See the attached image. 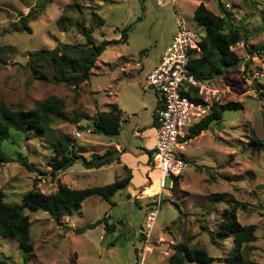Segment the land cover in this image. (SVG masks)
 I'll return each instance as SVG.
<instances>
[{"label":"rangeland","instance_id":"1","mask_svg":"<svg viewBox=\"0 0 264 264\" xmlns=\"http://www.w3.org/2000/svg\"><path fill=\"white\" fill-rule=\"evenodd\" d=\"M221 2L220 7L218 0H0V101L14 111H31L52 96L65 105L64 118L53 117L45 135L11 131L10 139L2 144L8 163L0 167V189L8 204H20L34 190V183L40 192L53 194L61 184L84 190L111 185L127 176L118 166L90 169L79 161L54 178L49 167L53 147L69 145L87 160L108 152L107 157L114 158V151L108 148L113 138L94 134L88 118L119 104L124 108V122L117 141L126 147L143 146L141 126L152 127L151 107L157 97L152 89H144L146 76L172 44L181 21L205 35L193 18L201 4L218 16L229 13L231 25L241 31L233 50L242 59L238 68L208 83L211 95L204 96L205 114L189 128L209 113L214 102H234L242 110L225 112L213 129L186 139V173L178 186L165 179L161 209L149 241L142 230L152 196L160 192L159 174L151 163L145 187L134 189L131 184L115 195L112 204L102 197L89 198L79 212L60 222L45 212L26 211L34 253L25 255L15 238L0 235V264H168L175 247L182 243L206 250L215 259L213 264H224L233 240L215 245L210 232L216 234L223 211L235 202L238 221L256 227L257 240L246 253L264 264V0ZM30 12L37 18L29 22L32 33L26 34L20 24ZM94 13L104 27H97ZM61 17L68 20L65 33L58 23ZM82 24L96 43L111 42L97 60L90 81L76 90L66 84L33 80L27 66L29 55L55 52L63 45H86L80 35ZM129 27L124 42L122 32ZM147 143H154L153 136ZM19 158H27L33 171L15 162ZM214 194L226 195L225 201L214 203ZM103 218L113 225L111 232L103 223L76 234L77 229Z\"/></svg>","mask_w":264,"mask_h":264},{"label":"trees","instance_id":"2","mask_svg":"<svg viewBox=\"0 0 264 264\" xmlns=\"http://www.w3.org/2000/svg\"><path fill=\"white\" fill-rule=\"evenodd\" d=\"M218 3L221 7V0H218ZM92 16L97 21L98 28L104 27V21L96 13ZM36 18L37 14L34 12H30L22 18L21 31L31 34L32 30L29 27V22ZM193 18L196 26L205 30V35L200 36L201 51H193L191 74L200 81L210 83L238 68L242 63V59L239 58L233 48L240 42L241 31L231 25L229 13L224 12L223 16H218L201 4L195 9ZM58 23L62 32L68 31L67 17H61ZM130 28H126L122 32L124 42H126ZM80 30V35L85 38L86 45H63L55 52L42 50L29 55L27 66L33 80L51 81L55 85L66 84L76 90L90 81L97 60L111 42L96 43L92 37V32L85 24H82ZM185 96L197 104H207L198 95L196 89H190ZM64 106V102L56 96L43 100L31 111L22 109L14 111L0 101V167L8 163L2 153V144L10 139L11 131L19 133L32 131L45 135L50 129L53 117L64 118ZM232 110H242V106L234 102L227 104L214 102L209 113L191 126L186 139H196L205 130L213 129L214 124L220 123L223 114ZM122 116V111L117 106H113L108 112L97 113L95 117L88 119L91 120L90 127L94 134L116 138L120 135ZM53 151L55 155L49 167L52 169L54 178H58L61 173H64L79 161H83L86 168L92 169L109 165L114 160V158L107 157L111 155L110 152L104 156L93 154L92 160H87L82 154L73 152L69 145L63 143L54 145ZM143 151L149 155V163L152 164L153 151L145 149ZM95 160L99 162L96 163ZM15 162L24 166L30 172L33 171L27 158H19ZM198 169L200 170V168ZM124 170L128 173L125 178L116 180L111 185L84 190H74L61 184L55 193L44 194L36 188L34 183V190L27 193L20 204L6 203L4 191L0 189V235L15 238L25 255L33 254L35 248L30 232L31 221L25 213L26 211L30 213L45 212L54 220L60 222L63 217H69L73 213L79 212L83 203L89 198L102 197L112 204V199L118 192L131 186L132 171L127 166L124 167ZM181 177L174 179L173 187L178 186ZM211 199L214 203H222L225 201L226 195L214 194ZM237 210L238 203L235 202L234 207L226 208L223 211L216 234L210 232L211 240L215 245L219 244L218 241L233 240L234 247L224 259V264H259L251 260L246 253L248 246L257 240L256 227L254 225H242L238 221ZM103 223H105L109 232L113 230V225L103 218L94 224L77 229L76 233L81 234L85 230ZM214 261L215 259L210 257L206 250L182 243L175 247L168 264H213ZM1 264L7 263L3 261Z\"/></svg>","mask_w":264,"mask_h":264},{"label":"built area","instance_id":"3","mask_svg":"<svg viewBox=\"0 0 264 264\" xmlns=\"http://www.w3.org/2000/svg\"><path fill=\"white\" fill-rule=\"evenodd\" d=\"M200 40V35L181 21L172 44L145 79V88L156 92L162 102L155 111L157 144L153 150L151 165L159 174L160 192L152 196L151 208L142 230L147 241L152 236L161 209L160 197L165 189V179L170 178L174 184L176 177L186 173L187 164L183 152L186 137L190 133L189 127L205 114L207 108L206 105L191 101L185 94L190 89H196L204 101V96L211 95L209 84L191 74L192 54L194 50L201 51ZM76 136L82 137L81 133Z\"/></svg>","mask_w":264,"mask_h":264},{"label":"crops","instance_id":"4","mask_svg":"<svg viewBox=\"0 0 264 264\" xmlns=\"http://www.w3.org/2000/svg\"><path fill=\"white\" fill-rule=\"evenodd\" d=\"M144 89H146V88H144ZM155 95L157 97H156V100L152 103V107H151L153 110L152 111V115H153L152 127L147 129V128H144L143 126H141V138L143 140L142 141L143 146L135 147V148L131 147V146L126 147L123 145L122 142H118L116 138H113V140L111 142H108V148H110L111 150L114 151L113 152L114 160H113V162H111L109 164V166L110 167L118 166L119 168H122L123 170H124V167L127 166L132 171L133 179L131 181V184H132L134 189H140L141 187H145L144 184L148 183L147 176L149 175L150 158H149V155L143 150L145 149L148 151H153L156 144H157L155 111L160 105H162V102H161V98L159 97V95L156 93H155ZM118 106H119L118 108L122 111V114H123L124 108L121 107L120 104ZM145 106L146 105L142 101V107L145 108ZM134 116L138 117V115H135V114H134ZM123 122H124V120H123V116H122V122H121V127H120L121 129L123 128V124H122ZM134 135L140 136V133L138 131H135ZM150 136H153V139H154L153 144L147 143V140L150 139ZM81 214H82V212H81ZM111 221L112 220H110V223H111ZM77 235H79V234H77ZM75 257H77V254H75Z\"/></svg>","mask_w":264,"mask_h":264},{"label":"bare ground","instance_id":"5","mask_svg":"<svg viewBox=\"0 0 264 264\" xmlns=\"http://www.w3.org/2000/svg\"><path fill=\"white\" fill-rule=\"evenodd\" d=\"M159 189H160V187H159Z\"/></svg>","mask_w":264,"mask_h":264}]
</instances>
